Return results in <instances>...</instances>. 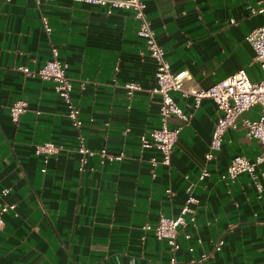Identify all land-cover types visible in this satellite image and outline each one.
Masks as SVG:
<instances>
[{
  "label": "crops",
  "instance_id": "1",
  "mask_svg": "<svg viewBox=\"0 0 264 264\" xmlns=\"http://www.w3.org/2000/svg\"><path fill=\"white\" fill-rule=\"evenodd\" d=\"M143 1L172 70L186 68L203 87L239 68L252 80L262 77L245 36L264 25V12H250L264 0ZM42 16L51 26L49 35ZM137 23L130 10L107 13L72 0L38 5L0 0V189L10 188L7 195L0 193V201L16 205L3 214L0 264H168L169 245L142 225L156 223L161 214L177 215L190 181L195 218L179 228L177 260L189 262L205 250L204 264H264V160L256 165L262 191L248 173L233 181L220 177L233 155L254 158L261 151L240 119L256 118L260 106L252 105L235 127L226 128L214 158L207 160L220 111L210 98L194 107L190 96L172 92L191 116L187 122L169 118L170 125L182 128L170 164L157 166L151 176L149 157L160 152L141 147L140 135L159 126L160 95L149 91L156 84L155 60L137 35ZM51 45L68 62L86 144L123 150L121 160L101 161L95 155L79 169L77 129L64 101L51 81L18 68L40 67L51 56ZM125 81L141 88L128 95ZM19 98L26 100V109L13 121L9 106ZM45 140L61 145L46 162L33 150ZM203 167L210 174L198 179ZM187 230L202 239L194 250L183 239ZM218 238L223 244L214 250Z\"/></svg>",
  "mask_w": 264,
  "mask_h": 264
},
{
  "label": "built area",
  "instance_id": "2",
  "mask_svg": "<svg viewBox=\"0 0 264 264\" xmlns=\"http://www.w3.org/2000/svg\"><path fill=\"white\" fill-rule=\"evenodd\" d=\"M42 1L55 0H34L38 5ZM87 5L99 6L107 13L114 9L130 10L137 20V35L142 38L150 56L155 60V79L156 84L149 88L151 93L160 95L159 118L160 124L153 127L148 133L140 135L141 147H156L160 155H151L149 157L150 174L156 175V168L159 165L168 166L171 161V153L174 144L177 141L182 124L170 125L169 118L176 116L187 122L191 112L184 111L176 102L173 93L179 92L182 96H190L191 103L198 107L203 98H210L216 104L220 111L217 116L210 136L209 147L204 156L207 160L214 158V151L219 149L222 143L223 134L227 127H235L237 118L252 105L258 104L260 112L256 118H249L246 115L241 116V122L246 128V133L250 137L259 140L261 151L254 157L249 158L243 154H235L231 157L224 171L220 174L222 179L235 180L240 173H248L254 180L258 191H262L263 185L257 178L256 165L264 160V25L253 28L245 36L246 42L251 46L254 52V58L260 63L263 69V75L258 80H252L244 68H239L227 76L219 79L209 86L203 87L192 79V75L186 68L172 70L170 63L165 55L164 48L159 44L156 32L151 27L145 14V3L143 0H72ZM251 13H263L264 4L259 8L250 7ZM42 26L46 34H50L51 26L47 17H41ZM51 56L44 61L38 68H30L26 65H20L18 68L25 74L38 76L43 80L52 82L55 93L65 103V113L70 119V123L77 129L76 147L79 154V169H83L85 163L92 156H97L101 161L121 160L126 153L121 150L118 153L109 151L105 146L98 149L89 147L85 141V135L82 133L83 119L80 116L81 108L72 98L73 84L68 76V62L59 57V51L56 46L50 47ZM123 86L128 95L134 90L140 89L137 82L125 81ZM26 109V100L15 99L9 106V115L13 121H17L20 114ZM61 145L52 140H45L34 145V153L41 155L46 162L51 153L57 152ZM41 170L45 171L43 166ZM210 174L208 168L203 167L198 173V179H203ZM194 182L190 181L185 187V199L180 207V211L175 216L161 214L156 223L145 222L142 225L143 230L151 231L158 239L164 240L170 247L172 253L168 264H204L208 259L209 252L201 250L195 258L189 262H179L175 256V251L179 248L178 241L179 228L188 221L195 218L194 204L197 202L196 196L192 193ZM10 188L4 186L0 189L2 195H7ZM167 193L171 192L170 187H166ZM15 203L10 201H0V229L4 225L3 214L9 210L15 211ZM183 239L187 242L189 250H194L196 244L202 243L199 235H194L190 230L184 231ZM223 239L218 238L213 242V249L220 250ZM136 264V263H135ZM149 264V263H144Z\"/></svg>",
  "mask_w": 264,
  "mask_h": 264
}]
</instances>
